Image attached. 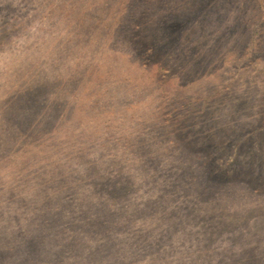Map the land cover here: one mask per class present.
<instances>
[{
	"label": "rangeland",
	"instance_id": "374dc122",
	"mask_svg": "<svg viewBox=\"0 0 264 264\" xmlns=\"http://www.w3.org/2000/svg\"><path fill=\"white\" fill-rule=\"evenodd\" d=\"M263 109L264 0H0V264H264Z\"/></svg>",
	"mask_w": 264,
	"mask_h": 264
},
{
	"label": "trees",
	"instance_id": "16d2710c",
	"mask_svg": "<svg viewBox=\"0 0 264 264\" xmlns=\"http://www.w3.org/2000/svg\"><path fill=\"white\" fill-rule=\"evenodd\" d=\"M262 115H263V117H264V109L262 110ZM254 143H255V140H254ZM243 156V155H242ZM251 159L252 158H248V159H243V161L242 162H240L238 159L236 160V161H234V163L233 164H227V165H230L229 167L231 168V167H235L236 166V164L237 163H241V164H243V165H249V163H253L252 161H251ZM239 161V162H238ZM248 168V167H247ZM245 170V169H244ZM215 171V170H214ZM214 171L212 170L211 172V174H213L214 173ZM221 171H222V169H221ZM232 170H230V169H228V167H226V169L223 171V173H222V175H223V177H224V181H226V182H229V180H230V172H231ZM218 174H220V173H218ZM241 174H242V176H244L243 175V170H242V172H241ZM250 180H252V178L250 179ZM251 182V181H250ZM256 182H258V183H256L257 185H255V186H257V187H254V189H253V192H263V188L261 189V184L259 185V182L260 181H256ZM243 184V183H242ZM250 184V183H249ZM252 184V183H251ZM259 186V187H258Z\"/></svg>",
	"mask_w": 264,
	"mask_h": 264
}]
</instances>
